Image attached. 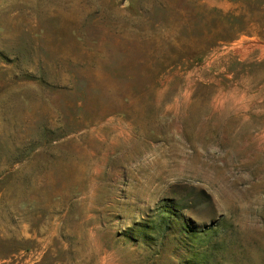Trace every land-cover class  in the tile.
<instances>
[{
  "label": "rangeland",
  "instance_id": "obj_1",
  "mask_svg": "<svg viewBox=\"0 0 264 264\" xmlns=\"http://www.w3.org/2000/svg\"><path fill=\"white\" fill-rule=\"evenodd\" d=\"M264 0H0V264H264Z\"/></svg>",
  "mask_w": 264,
  "mask_h": 264
},
{
  "label": "bare ground",
  "instance_id": "obj_2",
  "mask_svg": "<svg viewBox=\"0 0 264 264\" xmlns=\"http://www.w3.org/2000/svg\"><path fill=\"white\" fill-rule=\"evenodd\" d=\"M264 51V50H263Z\"/></svg>",
  "mask_w": 264,
  "mask_h": 264
}]
</instances>
